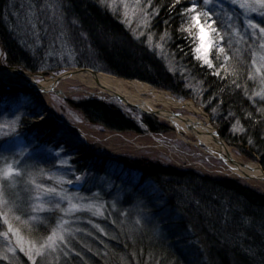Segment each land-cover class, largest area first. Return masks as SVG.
<instances>
[{
  "label": "trees",
  "instance_id": "1",
  "mask_svg": "<svg viewBox=\"0 0 264 264\" xmlns=\"http://www.w3.org/2000/svg\"><path fill=\"white\" fill-rule=\"evenodd\" d=\"M108 1L0 0V48L6 64L46 75L90 69L190 100L206 113L229 147L264 171V101L255 96L250 54L222 39V25L216 20L213 66L198 59L199 32L189 12L194 0H147L151 43L136 39L110 11ZM195 2L201 22L207 24L204 0ZM73 54L78 61L63 65ZM23 106L15 111L22 135H28L42 114ZM73 107L105 130L143 133L121 111L97 100ZM142 122L150 134L168 130L147 114ZM32 141L42 142L43 137ZM71 155L78 175L86 173L90 184L96 179L82 192L105 207L103 216L78 215L79 224L72 225L77 232L67 239L59 260H32L19 254L9 261L0 257V264H264V193L236 179L147 159L82 156L78 150ZM108 161L128 175L107 172ZM7 196L12 204L11 194ZM18 214L12 223L35 244L52 235L60 218L52 213L40 222H27Z\"/></svg>",
  "mask_w": 264,
  "mask_h": 264
},
{
  "label": "rangeland",
  "instance_id": "2",
  "mask_svg": "<svg viewBox=\"0 0 264 264\" xmlns=\"http://www.w3.org/2000/svg\"><path fill=\"white\" fill-rule=\"evenodd\" d=\"M203 6L205 13H210L214 20L222 25L221 38L229 45L234 41L241 47L242 52L250 54L252 60L250 75L256 86L255 96L258 100L264 101V33L250 26L264 27V7L260 5L259 0H210V3H203ZM108 7L136 39L142 37L150 39L147 28L151 12L147 0H109ZM205 26L207 27V24ZM223 26L226 32H230L228 37ZM213 34L214 32L211 39L215 42ZM214 47L215 43L212 45V50ZM210 55L211 52L209 59ZM77 61V56L73 54L68 57L65 64L62 62L61 64L71 65ZM7 66L0 48V67ZM76 70L78 68L61 69L57 73H48V75H46L47 72L34 73V76L39 83L43 80L41 74L45 78H54ZM148 86L173 97L166 91ZM31 95L32 92L22 89L13 91L0 89V111L7 106V112H2L0 115V257L6 261L19 254L32 260L39 257L59 260V255L66 251L67 239L77 232L72 225L74 222L76 226L79 224L77 223L78 215L103 216L105 207L97 204L94 198L82 192L84 187L90 190L96 179L90 184L86 173L78 175L72 168L74 157L71 153L76 149L86 155L92 154L93 157L147 159L162 165L190 169L206 176L236 179L245 186L264 193V183L247 181L234 176L222 159L210 155L204 146L191 144L183 137H179L169 122L148 115L156 118L168 128L165 133L156 135L148 133L142 122L144 113L127 102L100 94L97 90L72 80L63 81L57 88L43 94L40 100L33 99ZM11 96L17 97L12 98ZM87 100H97L121 111L127 118L136 122L143 133L112 132L100 125L88 122L83 114L73 107ZM178 101L195 105L190 100ZM19 104L24 105L23 108L30 107L42 114L38 120L39 135L43 137L42 142H31L32 139L35 140L33 136L37 128L33 132L30 131L28 135H22L19 127V113L15 111ZM156 108L163 112L168 110L162 105H157ZM172 111L180 116L192 115L184 109ZM57 126L61 127L69 137L63 138L60 130L55 128ZM188 139L191 142H197L192 136ZM56 141H63L71 148L65 149ZM75 147L76 149L73 150ZM232 149L244 161L255 162L242 156L236 149ZM106 165L107 172L110 174L116 173L123 178L128 175L127 172L117 168L115 162L108 161ZM9 167H11L12 175L6 177L4 173ZM98 180L105 179L99 178ZM8 194H11L12 204L8 199ZM73 205L76 207L73 208ZM17 213L20 216L25 215L27 222H40L46 214H59V222L52 235L55 232L63 235L64 239H56L54 245L49 239L42 244H35L24 239L12 223ZM61 225H63L62 228Z\"/></svg>",
  "mask_w": 264,
  "mask_h": 264
},
{
  "label": "bare ground",
  "instance_id": "3",
  "mask_svg": "<svg viewBox=\"0 0 264 264\" xmlns=\"http://www.w3.org/2000/svg\"><path fill=\"white\" fill-rule=\"evenodd\" d=\"M67 80L79 82L88 88L97 90L100 94L122 99L128 103L138 105L144 110L157 111L156 106L162 105L168 109L164 111L165 117L163 120L171 124L179 137H183L191 144L204 146L210 155L222 159L234 176L245 179V176L249 175L257 178L255 181L264 183V181L260 180L262 171L259 164L252 161H244L231 147L223 142L217 136L216 130L211 125L208 116L200 107L198 108V106L190 102L178 101L165 93L153 90L146 84L127 81L103 73L93 75L89 72H74L72 75L67 76L64 81ZM0 84L1 90L13 91L14 89H22L30 91L33 99L37 100H40L42 95L50 89H55L60 85L50 78L38 83L34 75H26L11 69L0 71ZM11 97L16 98L17 96ZM176 109H184L192 115L180 116L172 111ZM55 128L60 130L61 133L64 132L59 126ZM66 135L67 133H65L63 138L69 137V135ZM190 136L194 137L197 142H191L188 139Z\"/></svg>",
  "mask_w": 264,
  "mask_h": 264
},
{
  "label": "snow or ice",
  "instance_id": "4",
  "mask_svg": "<svg viewBox=\"0 0 264 264\" xmlns=\"http://www.w3.org/2000/svg\"><path fill=\"white\" fill-rule=\"evenodd\" d=\"M204 3L206 4L210 3V0H204ZM259 3L262 7H264V0H259ZM189 12L191 14V21L198 28V32H199L200 43L199 46L196 48V52L201 53L202 55L198 56V59H202L205 65H207L208 67H212L213 66L212 61L208 57H209V53L212 50V45L215 43L211 39V35L213 32L219 31V29L215 27L217 22L214 20V18L210 13H204L203 14L204 17L207 18V27H206L205 24L201 22V13L198 11V5L195 2V0L192 3L191 8L189 9ZM250 26L253 28H257L261 33H264V27H261L260 25H250ZM149 43H151L150 39H149ZM219 51L224 52V48L221 47ZM217 75H219V73H217ZM4 175L6 177L12 175L11 167H9V169L4 173ZM72 207L75 208L76 206L73 205ZM17 219H19V217H17ZM62 227L63 225H61V228ZM48 239L54 245L56 239L63 240L64 236L58 235L57 233L54 232L53 235L50 236ZM37 254H39V250H37Z\"/></svg>",
  "mask_w": 264,
  "mask_h": 264
},
{
  "label": "water",
  "instance_id": "5",
  "mask_svg": "<svg viewBox=\"0 0 264 264\" xmlns=\"http://www.w3.org/2000/svg\"><path fill=\"white\" fill-rule=\"evenodd\" d=\"M4 69L17 70V71H20V72H22V73H24V74H26V75H29V74H30V73H28V72H25V71H23V70L17 69V68H15V67H3V68L0 69V71H2V70H4ZM81 71H82V72H89V73H91V74H93V75L96 74L95 72H93V71L90 70V69H78V70H76V71L66 72V73H64V74H62V75L55 76L54 78H51V80H55L56 84H60L61 82H63V81L65 80V78H66L67 76L72 75V73H74V72H81ZM32 75H34V74H32ZM40 76H41V78H43L44 80L47 79V78L43 77L42 74H41ZM52 90H53V88L50 89L49 91H47V93H49V92L52 91ZM119 100L122 101V102H126V101H124V100H122V99H119ZM127 103H128V102H127ZM128 104H130L132 107H134V108H136V109L142 111V112L145 113V114L152 115V116H155V117H157V118H161V119H163V118L165 117V113H164L163 111H158V110H157V111H156V110H155V111H152V110L149 111V110H144V109H142V108L139 107L138 105L131 104V103H128ZM169 115H170V114H169ZM209 121H210L211 125L215 128L217 136H218L223 142H225V141L222 139V137H221L220 133L218 132L217 128L212 124V122H211L210 119H209ZM259 167H260V170L262 171V175H261V177H260V180H261V181H264V171H263L262 167L260 166V164H259ZM245 180H247V181H251V180H252V181H255V180H257V178H254V177H251V176L247 175V176H245Z\"/></svg>",
  "mask_w": 264,
  "mask_h": 264
}]
</instances>
